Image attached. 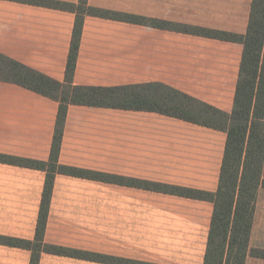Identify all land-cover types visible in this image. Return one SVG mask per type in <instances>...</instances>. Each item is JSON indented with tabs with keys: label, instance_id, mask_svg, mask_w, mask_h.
I'll return each instance as SVG.
<instances>
[{
	"label": "crops",
	"instance_id": "1",
	"mask_svg": "<svg viewBox=\"0 0 264 264\" xmlns=\"http://www.w3.org/2000/svg\"><path fill=\"white\" fill-rule=\"evenodd\" d=\"M250 3L88 0L94 8L236 34L246 31ZM74 22L69 12L0 0V54L63 83ZM241 54L236 43L87 16L73 85L159 83L230 114ZM58 107L0 82V154L48 162ZM225 142L223 132L156 113L70 105L58 163L213 193ZM45 180L43 171L0 163V236L34 241ZM263 198L260 189L250 248L264 249V234L255 237ZM212 213L210 202L57 174L44 243L144 264H203ZM30 260V251L0 245V264ZM39 264L101 263L42 253Z\"/></svg>",
	"mask_w": 264,
	"mask_h": 264
},
{
	"label": "trees",
	"instance_id": "2",
	"mask_svg": "<svg viewBox=\"0 0 264 264\" xmlns=\"http://www.w3.org/2000/svg\"><path fill=\"white\" fill-rule=\"evenodd\" d=\"M75 15L64 82L59 83L0 54V82L15 84L58 102V113L48 162L0 154V163L45 172L46 180L34 241L0 236V245L31 252L30 264L42 253L101 264H144L44 243L54 178L57 174L210 202L213 213L203 264H246L264 261V249L250 248L258 192L264 189V0H251L246 31L236 34L194 27L88 5V0H4ZM87 16L189 34L242 46L233 109L230 114L159 83L118 87L73 85L84 19ZM86 106L150 112L226 134L218 187L208 192L87 171L58 163L68 107Z\"/></svg>",
	"mask_w": 264,
	"mask_h": 264
},
{
	"label": "rangeland",
	"instance_id": "3",
	"mask_svg": "<svg viewBox=\"0 0 264 264\" xmlns=\"http://www.w3.org/2000/svg\"><path fill=\"white\" fill-rule=\"evenodd\" d=\"M259 221L260 222H258L259 223L258 228H256V231H255V237L258 241L263 238V234H264V213L263 212H262V218L260 217ZM247 264H264V261L250 258Z\"/></svg>",
	"mask_w": 264,
	"mask_h": 264
}]
</instances>
